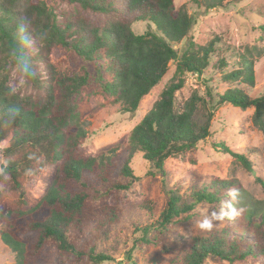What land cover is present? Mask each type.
<instances>
[{"label":"trees","instance_id":"1","mask_svg":"<svg viewBox=\"0 0 264 264\" xmlns=\"http://www.w3.org/2000/svg\"><path fill=\"white\" fill-rule=\"evenodd\" d=\"M62 1L105 15L107 26L59 21L46 0H0V152L4 159L0 173V185L4 184L0 222L7 225L1 231V240L15 254L11 264L40 261L51 253L58 254L63 264H102L113 260L108 252L97 250V240L103 229L123 221V193L130 190L136 178L132 159L142 152L152 166L148 174L166 177L169 158L184 157L211 135L217 107L231 104L240 109L254 108L253 124L264 135V95L252 98L246 92V87L255 86L252 52L264 56V47L247 49L245 54L239 52L238 67L227 71L229 60L217 47L221 38L215 36L206 45L197 44L190 34L196 21L185 5L177 8L175 0ZM192 1L212 9L227 0ZM140 21L152 23L159 33H135L132 24ZM260 28L264 31V25ZM25 35L29 44L22 43ZM184 39L187 47L179 54L173 44ZM53 47L99 62L96 64L110 75V81L102 79L103 89L129 113L138 110L143 97L165 76L170 62H176L173 79L160 99L133 128L124 163H120L117 148L96 156L87 155L80 148L88 131L75 97L88 84L89 75L57 72L45 56ZM213 57L215 71L231 86L215 96L208 91L207 97L195 90L179 103L177 92L186 86L187 74H204ZM25 64L29 65L28 71L24 70ZM12 68L39 93L15 90L10 84ZM201 105L204 120L198 123L195 114ZM215 147L253 171L244 154L224 143ZM56 163L45 194L29 203L28 183L47 165ZM239 191L235 180L216 179L194 189L188 203L170 190L169 201L155 228L159 234L166 232L181 221L176 218L189 214L196 205L221 203L225 195L235 192L238 197ZM233 200L230 207L239 213L238 225L207 237L192 238L182 264H204L211 256L231 263L249 256H264V219L255 221L253 207ZM144 232H149L147 227ZM89 234L92 238H87ZM248 234L253 241L247 240ZM142 241L159 245L157 236L149 238L145 234Z\"/></svg>","mask_w":264,"mask_h":264},{"label":"rangeland","instance_id":"2","mask_svg":"<svg viewBox=\"0 0 264 264\" xmlns=\"http://www.w3.org/2000/svg\"><path fill=\"white\" fill-rule=\"evenodd\" d=\"M53 7L59 21H70L99 26H107V17L101 13L86 10L80 5L66 4L62 0H46ZM124 2V0H121ZM185 5L196 23L191 36L200 45L208 44L215 36L221 41L217 44L229 60L227 71L238 67L240 53L247 49L264 47V0H227L223 6L207 9L198 6L192 0H175L179 8ZM132 29L137 34L152 30L158 32L150 22H134ZM159 33V32H158ZM184 39L173 46L181 54L187 47ZM255 86L247 88L246 92L257 98L264 95V56H258L255 51ZM47 59L60 73L89 75V82L75 97L82 119L87 129V137L80 145L87 155L96 156L117 148L121 153L120 163L127 159L125 147L130 142L133 128L142 120L146 113L160 99L164 88L173 79L176 62H170L169 69L160 83L149 94L143 97L139 108L134 113L125 112L114 97L105 92L102 79L110 81V75L97 61H88L74 51L65 48H51L46 52ZM204 74L188 73L186 86L177 92V101L183 103L193 91L206 96L210 91L214 96L226 90L231 84L221 79V74L214 69L215 57ZM10 84L23 94L36 95L39 93L19 74L16 68L10 71ZM208 99V98H207ZM216 101H214V104ZM204 108L201 105L195 114V120L202 123ZM254 108L240 109L231 104L216 108L211 125V135L201 141L193 151L179 158H169L166 161L168 175H149L152 166L147 162L143 153L139 152L131 161L135 179L130 190L123 193L124 218L120 225L111 226L100 232L97 240L98 251L112 255L113 260L102 264H182L189 241L196 237H207L215 232L238 225V216L232 215V200L248 204L256 210L255 221L264 219V135L253 124ZM224 143L230 149L247 156L253 171L247 170L240 161L232 155L215 147ZM191 159H194L192 161ZM4 159L0 152V173ZM56 164L47 165L38 177L28 183L30 202L41 198L50 185L56 170ZM235 180L240 189L239 196L225 195L221 203H200L189 213L181 214V221L174 224L166 232L159 234L156 230L157 220L169 201V191L174 190L182 195L183 200L191 202L190 195L194 189L200 188L212 180ZM124 181H128L124 178ZM0 193H4V184L0 185ZM26 207V206H25ZM3 208V205H2ZM189 216V217H188ZM231 216V217H230ZM209 220L210 228H202L201 224ZM7 227L0 222V264L15 262V254L1 240V231ZM147 227L149 232L145 233ZM157 236L159 245L146 244L142 237ZM92 235H87V238ZM247 240L253 241L251 235ZM93 240L92 243H94ZM28 264H63L56 253L45 256L40 261ZM69 264H77L69 262ZM86 264V263H79ZM204 264H264V256H249L246 260L233 263L222 260L217 256L208 257Z\"/></svg>","mask_w":264,"mask_h":264},{"label":"clouds","instance_id":"3","mask_svg":"<svg viewBox=\"0 0 264 264\" xmlns=\"http://www.w3.org/2000/svg\"><path fill=\"white\" fill-rule=\"evenodd\" d=\"M22 43L23 44H29L30 43V40H29V37L27 35L23 36L22 37ZM24 70L25 71H28L29 70V65L25 64L24 65ZM233 198L236 197V193L235 192H232L230 193ZM239 213L237 212V210L235 208H232V215H238ZM201 227L202 228H210L211 227V222L209 220H205L202 224H201Z\"/></svg>","mask_w":264,"mask_h":264}]
</instances>
